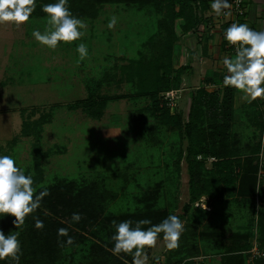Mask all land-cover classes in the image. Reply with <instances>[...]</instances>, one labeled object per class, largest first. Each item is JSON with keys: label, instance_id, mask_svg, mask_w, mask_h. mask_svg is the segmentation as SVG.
Returning a JSON list of instances; mask_svg holds the SVG:
<instances>
[{"label": "rangeland", "instance_id": "1", "mask_svg": "<svg viewBox=\"0 0 264 264\" xmlns=\"http://www.w3.org/2000/svg\"><path fill=\"white\" fill-rule=\"evenodd\" d=\"M113 14L117 23L109 29L108 19ZM43 17H31L19 27L0 25V154L12 155L19 166L34 172L32 151L38 138L35 134L23 135L21 129L24 120L33 125L44 116L48 120L40 125L39 143L42 151L48 150L49 154L39 162L43 183L51 182L56 175L94 179L102 173L107 186L119 192L118 199L110 205L113 213L144 208L145 203L138 198L154 189L157 195L153 206L181 219L184 230L180 238L188 239V246L198 250L193 257L196 264L220 263L217 254L225 251L229 243L225 234L252 230L248 227L252 220L253 231L257 232L258 212L262 209L259 200L247 203L235 191L219 196L203 191L192 201L185 156L188 140L180 141L177 128L160 123L157 126V119L143 110L150 98L134 96L127 80L103 84L100 93L107 95L108 101L100 117L90 115L83 105L89 96L91 79L101 77L106 70L120 76V65L138 57L141 49L147 52L143 40L153 30V16L122 3L104 4L95 19H83L86 28L81 39L88 48L83 60L78 59L75 51L79 41L62 42L50 50L32 38L33 28L44 30ZM177 30L182 34L179 27ZM191 61L195 63L196 56ZM182 62L174 63L178 67ZM114 65L120 67L114 69ZM195 69L196 66L194 74L198 72ZM184 75L181 87L186 81ZM207 89L216 87L207 85ZM185 95L184 102L178 101L169 108L171 112L181 109L183 119L187 120L190 98L188 93ZM78 102L80 106L74 107ZM160 104L163 105L162 100ZM247 128L240 120L232 126V134H236L240 144H254L259 137L256 129L245 132ZM180 145L185 151L177 167ZM212 157L205 158L204 169L214 165L212 160L217 157ZM235 160L228 165L237 175L239 167ZM212 171L217 172L216 168ZM227 171L231 173L229 168ZM122 172L129 177L120 175ZM168 251L164 240L158 237L156 245L147 249L146 264L154 259L163 263Z\"/></svg>", "mask_w": 264, "mask_h": 264}, {"label": "trees", "instance_id": "2", "mask_svg": "<svg viewBox=\"0 0 264 264\" xmlns=\"http://www.w3.org/2000/svg\"><path fill=\"white\" fill-rule=\"evenodd\" d=\"M51 2L53 0H37L31 17L45 16L41 11V4ZM106 3L133 6L138 11L153 16V30L143 40L146 49L144 51L147 52L141 49L138 57L130 59L125 65H120V76L116 71L106 70L101 77L91 79L93 82L89 84V96L83 104L88 113L95 117L102 115L108 101V96L100 93L103 84L110 85L112 82L119 84L125 79L130 83L134 96L150 98L151 102L143 110L157 119V126L160 123L177 128L180 141L185 138L188 140L185 156L191 176L192 201L197 200L203 191L213 196H219L225 191L232 194L235 191L240 198L246 199L247 203L250 201L256 203L257 200L264 198V190L261 187L259 192L256 191V187L260 186L259 175L262 168L259 163L260 141L257 137L254 144H240L236 134H232L236 89L225 86L207 89V85L221 82L223 75L220 72L214 71L212 75L206 77L207 85L199 86L191 94L187 120L183 119L181 109L171 112L169 106L160 104L162 92L181 88L182 75L187 74L189 69L188 64L179 67L174 64L176 45L181 38L177 29L179 27L182 34L197 31L199 25L207 20L205 16L209 6L207 0H70L68 7L73 14L82 19H95ZM120 66L114 65L113 68L118 69ZM80 104L78 102L74 107ZM255 105L259 109L254 115L259 129L258 135L261 136L264 125L262 102L256 100L245 106ZM47 120L43 116L33 125L24 120L21 129L23 135L35 134L38 138L32 151L34 172L27 169L25 173L32 175L33 187L37 191L47 187L48 195L42 198L40 207L26 216L24 223L20 225L18 238L21 241L22 255L19 264H132L130 254L121 253L115 256L111 252L110 237L115 231L112 221L128 219L132 221L133 226L137 220L143 218L150 219L153 224L160 222L168 213L166 209L153 206L156 191L153 189L138 198L145 203L144 208L113 213L110 205L118 199L119 192L107 186L105 175L102 173H98L99 178L94 179L56 175L51 182L43 183L42 167L39 162L42 156L49 154V151H42L39 137L40 125ZM184 151L183 146L179 147L177 167L184 156ZM199 154L204 158L197 159ZM208 156H215L217 160L206 170L204 162ZM234 158L239 167L237 175L234 174L232 165L230 167L228 165ZM214 168L217 172L212 171ZM228 168L231 173L227 171ZM120 175L129 177L127 172ZM73 212L81 213L78 222L71 219ZM258 215L257 232L253 231L252 220L248 226L252 230L225 234L226 238L227 236L229 238V243L226 244L225 251L217 254L219 264H264V257H257L251 262L243 253L251 247L254 240L264 248V208L259 210ZM33 216L44 222L43 228L34 227ZM12 219L14 217L7 214L0 219V229L6 234L9 230H15ZM60 227L68 229V235L72 237L71 244L64 242L66 237L57 236V229ZM187 240L181 237L178 247L167 252L163 263H157L154 259L150 264H196L193 257L199 252L195 247L188 246ZM0 264H12V261L5 258L0 260Z\"/></svg>", "mask_w": 264, "mask_h": 264}, {"label": "clouds", "instance_id": "3", "mask_svg": "<svg viewBox=\"0 0 264 264\" xmlns=\"http://www.w3.org/2000/svg\"><path fill=\"white\" fill-rule=\"evenodd\" d=\"M70 0H53L51 3L41 4V11L45 13L44 30L33 28L31 36L40 45L50 50L57 48L60 43L79 41L75 45L78 59L83 60L88 55L87 45L81 37L85 35V21L73 14L68 7ZM37 0H0V25L11 24L19 27L29 22L31 14L36 8ZM211 12L219 17L231 15V0H209ZM117 16L109 17L107 27L113 28L117 23ZM223 39L235 49L234 56H224L222 64L225 74L223 85L241 91L242 98L247 103L264 100V29L257 30L247 22H231L223 30ZM261 186L256 187L260 191ZM48 195L47 187L37 191L33 187V177L26 174L25 169L18 165L12 155L0 154V219L7 214L12 219L15 230L6 234L0 229V260L5 258L12 264H19L22 255L20 225L26 216L34 213L40 207L42 198ZM71 219L78 222L81 213L73 212ZM34 227L43 228L44 222L33 216ZM115 231L110 239L111 252L115 256L121 253L130 254L132 264H146L147 249L156 245L158 237L165 242L166 249L178 247L180 236L184 230L181 219L175 214H168L160 222L153 224L148 218L139 219L133 226L128 219L119 222L113 220ZM148 225V227H142ZM162 234V235H161ZM57 236H64L67 244L72 243L66 227L57 229Z\"/></svg>", "mask_w": 264, "mask_h": 264}, {"label": "crops", "instance_id": "4", "mask_svg": "<svg viewBox=\"0 0 264 264\" xmlns=\"http://www.w3.org/2000/svg\"><path fill=\"white\" fill-rule=\"evenodd\" d=\"M207 2L209 5V0H207ZM244 6L245 12L243 15L238 17L239 22H247L250 27L257 30L264 29V0H244ZM205 16L207 17L206 22L201 23L197 31L181 34V37L183 36V38H180V40L178 41V45L182 46L183 50H180V47L176 45L174 62L175 60L180 63L181 61H183L182 64H188L189 69L187 71V74L184 75V79L186 81L181 87L182 91L175 105L178 103V101H180V104L184 102V97L186 96V93H188V96L190 98H188V102L190 104L191 94L194 92L195 89L198 88L197 85H199V83V86L207 85L205 83V79L206 77L212 75L214 71H218L224 76L225 70L222 64L223 57L235 55V49H233V47H228L227 42L223 39L222 32L225 28L224 24L220 23V16L217 17L211 12L210 5L205 11ZM193 56H196L195 63L194 61H191ZM195 66L196 72L198 70L196 74H194L193 71V68H195ZM222 81L223 77L221 82H218L215 85L209 84L208 86L214 88L216 87V89L224 87ZM195 82L198 83L195 84ZM190 85L194 86L190 87ZM259 101H261V99L257 98V102ZM246 104L247 102L244 98H242L241 91L236 89V92L234 94L235 112L233 124L235 125L237 121L240 120L243 127H248L245 132H249V130L252 131L255 129L259 132V129L256 126V115H254L255 113L257 114V111L259 110L258 106L255 105L246 107ZM258 140L261 144L259 156H261L262 158L260 159V165L262 168L259 175V183L261 188L264 190V125L261 136L258 137ZM216 160L217 158L215 160H212V162ZM257 202L261 206V208H264V198L259 199V201Z\"/></svg>", "mask_w": 264, "mask_h": 264}, {"label": "built area", "instance_id": "5", "mask_svg": "<svg viewBox=\"0 0 264 264\" xmlns=\"http://www.w3.org/2000/svg\"><path fill=\"white\" fill-rule=\"evenodd\" d=\"M230 12H231V15L228 17H224L223 15L220 16V23L224 24L225 28L233 21L239 22L238 17L243 15L245 12L244 0H231ZM227 46L231 47L228 44ZM180 89L181 88L169 89V90L163 91L162 92V102L166 104L167 106L173 108L175 106L177 98L180 95L179 93ZM261 102H262V107L264 109V100H261ZM198 156L201 158L200 154ZM212 158L214 159V157ZM244 253L246 255V258L249 261H252L257 257H264V250L258 245V242L256 240H254L252 246L246 251H244Z\"/></svg>", "mask_w": 264, "mask_h": 264}]
</instances>
